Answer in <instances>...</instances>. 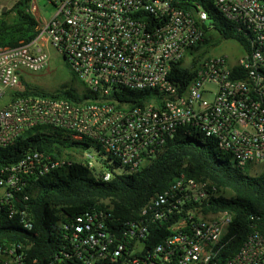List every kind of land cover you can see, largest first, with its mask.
Wrapping results in <instances>:
<instances>
[{
    "label": "built area",
    "instance_id": "obj_1",
    "mask_svg": "<svg viewBox=\"0 0 264 264\" xmlns=\"http://www.w3.org/2000/svg\"><path fill=\"white\" fill-rule=\"evenodd\" d=\"M209 1L250 36L248 47L225 40L243 50L234 59L208 54L196 63L204 25L213 29L201 0H50L55 12L34 40L0 46V148L33 130L94 142L73 158L35 150L0 163V216L32 231L24 194L33 182L74 163L105 182L136 173L185 127L214 139L243 172L264 164V0ZM50 47L85 85L81 101L33 93L25 81L29 71L49 69ZM120 88L150 95L135 104L116 96ZM221 195L211 181L181 174L126 221L112 207L62 218L65 243L47 264H264L260 231L227 251L234 216L210 210ZM33 245L0 240V264H41L29 255Z\"/></svg>",
    "mask_w": 264,
    "mask_h": 264
},
{
    "label": "trees",
    "instance_id": "obj_2",
    "mask_svg": "<svg viewBox=\"0 0 264 264\" xmlns=\"http://www.w3.org/2000/svg\"><path fill=\"white\" fill-rule=\"evenodd\" d=\"M31 1L19 0L14 5L8 11L15 15L12 20L6 18L8 12L1 13L0 46L15 47L29 43L38 35V23L29 13ZM201 4L208 12V24L213 26L221 40H235L248 47L250 36L227 20L213 2L201 0ZM204 27L209 33V27ZM208 42L209 37L202 44ZM209 51L206 47L196 63ZM176 71L183 79L188 80L193 76L191 70ZM29 89L26 93L30 92ZM32 91L47 94L43 90ZM51 94L73 101L83 99L75 88ZM149 95V91L126 88L116 92L118 98L135 104H141ZM92 144L94 142L90 139H73L67 131L36 132L0 148V163H15L26 153L35 150L45 151L54 157L66 155L73 158V153L81 154ZM217 149L219 147L214 139L185 127L179 129L164 152L150 165L133 174L117 175L109 182L96 180L92 171L79 163L52 170L25 189L24 196L28 198L25 204L34 221V229L27 231L15 220L0 216V240L35 241V245L28 248L30 257L47 264L65 243V231L59 224L62 218L70 221L87 211L112 207L115 216L126 221L136 217L141 208L156 194L166 190L176 177L186 174L195 179L211 181L217 191L224 194L210 200V210H228L233 214L234 220L228 228L225 242L227 251L235 253L252 232L260 231L264 235V171L257 176L246 175L232 165L228 154L220 149L218 153Z\"/></svg>",
    "mask_w": 264,
    "mask_h": 264
},
{
    "label": "rangeland",
    "instance_id": "obj_3",
    "mask_svg": "<svg viewBox=\"0 0 264 264\" xmlns=\"http://www.w3.org/2000/svg\"><path fill=\"white\" fill-rule=\"evenodd\" d=\"M18 1L19 0H0V18L3 17L1 13L4 8L7 9L5 11V13H7L11 11ZM30 9L29 13L40 26L42 22L49 20L55 12V7L50 3V0H32ZM14 16V13L8 12L6 18L12 20ZM208 37L209 42L206 44V47L210 50L208 54H223L230 59H234L243 52L236 42L221 40L219 34L214 29H210ZM49 51L51 56L49 69L38 72L29 71L27 75H25L27 84L33 89L43 90L47 93H56L66 88H75L79 92L84 91L85 85L79 80L63 56L53 47H50ZM36 132L37 130H33L31 133L35 134ZM29 134L30 133H26L25 136ZM192 136H194V134H192ZM201 140L204 139L202 138ZM219 151L220 150L217 149L218 153ZM222 159L225 160V157L223 156ZM263 171L264 164H257L246 169L244 173L249 176H257Z\"/></svg>",
    "mask_w": 264,
    "mask_h": 264
},
{
    "label": "water",
    "instance_id": "obj_4",
    "mask_svg": "<svg viewBox=\"0 0 264 264\" xmlns=\"http://www.w3.org/2000/svg\"><path fill=\"white\" fill-rule=\"evenodd\" d=\"M6 10H7V9H6V8H4V9H3V12H5Z\"/></svg>",
    "mask_w": 264,
    "mask_h": 264
}]
</instances>
